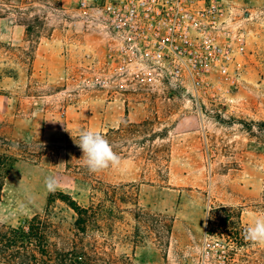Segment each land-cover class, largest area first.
I'll return each mask as SVG.
<instances>
[{
  "label": "rangeland",
  "instance_id": "rangeland-1",
  "mask_svg": "<svg viewBox=\"0 0 264 264\" xmlns=\"http://www.w3.org/2000/svg\"><path fill=\"white\" fill-rule=\"evenodd\" d=\"M78 2L0 0V136L34 154L7 175L0 228L49 218L53 250H94L96 264H264V245L235 228L264 216V0H229L247 32L238 79L184 89L114 74L100 36L73 17ZM81 130L105 136L123 168L89 172ZM101 198H118L115 231L79 234L71 200Z\"/></svg>",
  "mask_w": 264,
  "mask_h": 264
},
{
  "label": "built area",
  "instance_id": "built-area-1",
  "mask_svg": "<svg viewBox=\"0 0 264 264\" xmlns=\"http://www.w3.org/2000/svg\"><path fill=\"white\" fill-rule=\"evenodd\" d=\"M229 0H79L78 16L104 43L114 74L184 89L212 74H241L247 32Z\"/></svg>",
  "mask_w": 264,
  "mask_h": 264
},
{
  "label": "trees",
  "instance_id": "trees-1",
  "mask_svg": "<svg viewBox=\"0 0 264 264\" xmlns=\"http://www.w3.org/2000/svg\"><path fill=\"white\" fill-rule=\"evenodd\" d=\"M25 25V24H24ZM27 32L30 26L26 24ZM22 145L7 141L0 136V198L3 191L7 175L12 170L19 157H34V154L22 150ZM113 193L117 194L119 188L112 187ZM107 193V192H105ZM70 207L77 214L75 229L79 234H87L90 230L102 232L104 229L114 232L120 208L118 198H101L99 202H91L87 207L80 206L71 200ZM108 203L112 206L109 207ZM137 215H146L144 208L136 201ZM227 217H238V210L234 208L220 207L215 210ZM242 215V210L240 211ZM241 217V216H239ZM235 227L241 232H245L242 223ZM53 224L49 218L35 216L27 220L17 228H0V257L7 264H96L101 258L97 251L77 249L73 251L53 250L51 233ZM140 232V229H137ZM147 235L148 231H143ZM137 234L133 240L135 247L142 243L145 236ZM105 264H119L116 262H106Z\"/></svg>",
  "mask_w": 264,
  "mask_h": 264
},
{
  "label": "clouds",
  "instance_id": "clouds-1",
  "mask_svg": "<svg viewBox=\"0 0 264 264\" xmlns=\"http://www.w3.org/2000/svg\"><path fill=\"white\" fill-rule=\"evenodd\" d=\"M76 144L83 152L84 166L91 173L103 172L106 169H122L121 157L114 152L112 145L100 132L81 130ZM45 186L54 191L57 181L54 177L45 179ZM244 239L253 245H264V216L254 217L252 223L245 229Z\"/></svg>",
  "mask_w": 264,
  "mask_h": 264
}]
</instances>
